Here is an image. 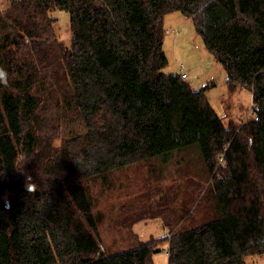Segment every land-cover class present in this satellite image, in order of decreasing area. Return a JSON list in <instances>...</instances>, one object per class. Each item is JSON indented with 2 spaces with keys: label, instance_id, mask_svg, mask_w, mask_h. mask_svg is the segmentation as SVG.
Returning <instances> with one entry per match:
<instances>
[{
  "label": "trees",
  "instance_id": "1",
  "mask_svg": "<svg viewBox=\"0 0 264 264\" xmlns=\"http://www.w3.org/2000/svg\"><path fill=\"white\" fill-rule=\"evenodd\" d=\"M53 9L68 12V46ZM174 12L191 19L230 91H251L252 118L224 123L205 87L162 71ZM1 18L0 264H153L160 252L167 264H248L264 254V0H8ZM193 144L201 168H185L177 200L156 206L149 184L144 207L119 220L122 247L106 246L90 183ZM155 217L167 233L137 238L131 225Z\"/></svg>",
  "mask_w": 264,
  "mask_h": 264
},
{
  "label": "rangeland",
  "instance_id": "2",
  "mask_svg": "<svg viewBox=\"0 0 264 264\" xmlns=\"http://www.w3.org/2000/svg\"><path fill=\"white\" fill-rule=\"evenodd\" d=\"M7 5L8 0H0V8ZM50 16L56 18L54 23L56 39L68 46L71 39L68 12L53 9ZM0 20L2 23L7 22L4 18ZM164 25L163 51L168 63L162 71L171 74L186 71L187 77L184 80L193 90L206 88L205 94L224 123L228 124L231 121L239 124L252 118L251 91L245 87L230 91L226 82V71L205 47L191 19L178 12L169 13L165 17ZM176 29L178 32H175ZM46 119L48 128L57 122L55 116ZM58 142L59 139H56L54 143ZM164 155L160 154L159 159L148 166V170L145 166L128 165L109 181L90 183L93 213L99 219L100 234L106 246L122 247L117 237L118 231L123 227L119 220L124 219L123 215L138 210L137 207H144L147 198L139 193L144 191L146 186L151 184L157 193V196L151 195L148 201L154 203L158 198L156 206L160 203L166 206L171 200L170 194L177 200L178 188L185 184V168L188 167L191 174H196L201 168L202 154L198 144L175 149L167 153L166 157ZM145 213H139L136 218H141L140 216H144ZM127 228L128 226L124 227L121 232L125 233ZM131 230L140 240L167 233L160 217L137 219L131 225ZM245 259L248 264H264V254L249 255ZM153 261V264H167L166 252L154 253Z\"/></svg>",
  "mask_w": 264,
  "mask_h": 264
},
{
  "label": "built area",
  "instance_id": "3",
  "mask_svg": "<svg viewBox=\"0 0 264 264\" xmlns=\"http://www.w3.org/2000/svg\"><path fill=\"white\" fill-rule=\"evenodd\" d=\"M177 30L178 29H176L175 32H178ZM180 68L182 69V66H180ZM179 75L181 76L182 79H185L187 77V72L186 71H182Z\"/></svg>",
  "mask_w": 264,
  "mask_h": 264
},
{
  "label": "water",
  "instance_id": "4",
  "mask_svg": "<svg viewBox=\"0 0 264 264\" xmlns=\"http://www.w3.org/2000/svg\"><path fill=\"white\" fill-rule=\"evenodd\" d=\"M2 75H3V72L0 71V76H2Z\"/></svg>",
  "mask_w": 264,
  "mask_h": 264
}]
</instances>
